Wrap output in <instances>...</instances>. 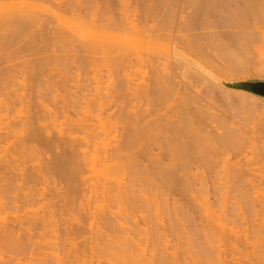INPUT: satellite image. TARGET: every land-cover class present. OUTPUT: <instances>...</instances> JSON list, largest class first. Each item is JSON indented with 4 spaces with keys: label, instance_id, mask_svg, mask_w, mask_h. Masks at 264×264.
Instances as JSON below:
<instances>
[{
    "label": "bare ground",
    "instance_id": "1",
    "mask_svg": "<svg viewBox=\"0 0 264 264\" xmlns=\"http://www.w3.org/2000/svg\"><path fill=\"white\" fill-rule=\"evenodd\" d=\"M2 1L3 0L0 1V45H2V47H3V44H5L6 46L7 44L8 45L12 44L11 45L12 47L14 46V44L17 45L19 43L17 41H20V40H17V38H19V35H20L19 33L22 31L26 32L27 29L28 30L31 29V27L34 25L36 26L35 28L33 27L34 30L32 31L29 30L31 32L29 31L27 32L31 34L30 37L33 38L35 42H38V43L45 42L44 45H47V46L48 45L56 46L55 44H58V46L60 45L59 48L62 49L61 51H63L64 53V57L61 61L62 66L69 69L72 63L73 65L76 63L75 65H76V68L78 67L77 68L78 70L80 69V71L84 70L86 72H88V70L92 71L95 74L96 83H97V86L93 94L91 93L81 94L80 92L81 95L79 96L78 100L75 99V96H72V93L68 90V88L60 92L62 93V95L60 94L61 98L63 97V95L64 97L62 99L61 98L59 99V100H62L61 101L62 106L61 105H60L61 107L59 106L61 110L60 109L59 110L60 111L63 110L62 112H60V115L62 116L63 114L62 117L66 119V123L65 122L64 123L67 124V128L66 126L65 127L61 126V125H65L62 121H61L62 123H60V121L58 122L57 118L59 117V112L58 113L56 112L58 115V117L56 118L53 117L51 113H48L51 115L53 119H56V122L58 123L57 124L55 120H52L49 122V124L50 125L53 124V126L58 125L57 132L58 134H60L58 135L59 136L58 139L60 142L58 141V139L55 138L56 136L53 138L56 139V141H58L61 144V146L63 145H66V146H64V148L63 147L60 148L61 146H58L60 149H62L60 151H63V152H61V154L59 152L58 153L59 155L56 154L57 156L53 155L54 158L53 159L52 157L50 158L52 159L50 160L51 162L47 158L48 163H49L48 165L42 163V161L44 160L41 156L42 152L41 151H39L40 153L37 152L38 149L34 147L35 144H38L40 145L41 148L43 147L45 148V150H48V151H52V149L54 148V144L51 145L50 144L51 142H49L52 139L49 140V136H45L46 131L49 130L48 128L50 126H48L47 128L48 130L45 129L47 127L45 122L47 121H45L46 119L42 120L43 118L40 113L41 111L40 108L38 109V111L40 110L39 111L41 115L40 117L38 116V113L35 114L36 113L35 112L32 114L29 113L28 117H26L24 121L20 119L21 123L19 122V119L16 121L17 123L19 122L22 125L19 130H15L16 126L19 123L17 124L16 122H13V120H10V117H8L9 115L6 116L5 113H2V111L3 110L5 111L7 107H5V109H2L4 107L0 108L1 109L0 110V121L6 122L4 124L5 125V129L3 130L4 132H1L2 130L0 127V143H3V142L6 143L4 146L1 145L0 147V190L7 194V196L6 194L4 196H3V193L1 194L2 197L4 198H0V208L5 209L6 207V209H11V210L13 209L12 211H14V208L16 207L15 210L18 211L19 209L15 205L16 203H18L17 202L18 200H19V203L17 205L19 206V208L22 207L23 209L25 207H27L25 209H28L30 206L33 207V205L37 204L40 199V198L37 199V194L40 188L38 190L34 189L35 188L34 186H36L37 184V183L35 184L34 182L39 180L43 176L42 173L47 171L48 173L55 174L56 175L55 178L57 179L58 177L59 179L57 180H60L65 185L63 187H66L65 192L63 191V192H60L59 194H56L58 195L60 200H63L64 198V201H65V202L63 201L64 206H63V202L61 203L63 206L61 210L63 209L62 211L64 212L68 211L71 205L73 206L72 211L75 212L76 210L75 213L70 211V213H73L75 215V216L73 215V217L70 216L71 220L74 221L75 223L74 224L70 223L69 222L70 220H69L68 221L69 225L67 226L66 224H64L65 226L62 225V228L64 227L63 230H61L63 231V234H64L63 239H62L63 244H64V239L66 238L65 239L66 246H63L64 250L66 249V251L65 252L64 250L62 251L65 254L59 255L60 253H62V251H60V253L54 252V250L55 251L58 250L60 246L63 245L61 244L59 246H55V245H58V243H56L55 241H54L55 243L50 242V245L53 246L52 252H50L51 250L47 252L46 249L49 248V242H47V239H46L47 246H45L44 251H42L43 250L42 245L44 244V242L42 243V245L40 244L41 242H39L40 246H42L41 248L38 245V243H37V247H30L32 248V250L34 248L32 252L31 251L28 252V254L31 253V259H33L31 260L33 261V263L31 262L30 263L31 264H95V263L101 264L102 262L103 263L105 262L106 264H154V263L156 264L165 263L166 264L167 257H170V259L172 260V261L170 260V262H172V264H182L183 263L182 260L184 261V259H181V258H184V257H180V255H178L179 252L177 254L176 249L178 248L179 245L178 246L175 245L176 244L175 239L178 238L177 236L181 237L182 235V232L180 233V235H178V233L180 232V230H178L180 229L179 228L180 226L177 225L176 223L179 221L175 220V216H178V213L176 211L177 206H179V205H175L176 202L178 203L177 201L178 199L176 200L175 196L180 193H184L185 191H187L188 193V190H190L189 188H191L193 183L195 186L198 183H200L199 185H203V181L200 180L198 182L199 179L197 178V175L194 174V172L191 173L190 159L188 155L195 156L196 158H198L199 160L198 162L201 161L206 166L212 165L211 163L215 161H216L215 163H218L219 162L217 161L218 158L215 159L216 156H214L216 155L214 153L215 150L218 148L220 144L225 146L224 143L227 144L233 138L231 140L232 143L230 141V147L232 144V148H234L235 151L239 150V152L241 153L240 151L242 150L241 147L243 146V144L245 145L246 143V146L247 144L250 145L251 146L250 149L252 150H255L256 148H258L257 151L255 152L259 155L257 156V158L260 159V158H263L264 156V149H260V148H263L262 146L264 144L263 145L259 144L261 145L260 147H256V148L254 147L255 149H253L252 142L254 140L252 137H251L252 139L250 138V142H251L250 144H249V140L246 139V137H245V140H248V143L246 141L245 143L243 142L242 144V142H238L239 139H237V137L241 138L240 141H243L244 138H242L243 135L242 136L239 135L240 133L237 134L238 132L234 136L228 135L229 133L228 134L226 133L228 136H230V138L226 135L224 136L218 135L219 138L217 139L206 137V135H204L203 129L195 125L196 123L194 121L195 117L193 120H191L190 118V115L194 111L193 110L194 108L193 109L191 108L192 112L191 114L189 112L190 115L188 114L189 115V118H188V116H186V113L188 112V110L186 108H182L181 104L180 106H174L173 108H175L176 110H174L173 113L171 114H169L166 111L162 112L158 109H152V107L149 106L152 101L160 102L164 97V93L165 95L169 96L168 97L169 101L171 99L170 97L171 95L167 94L168 89H166L167 92L163 91L164 90L163 88L165 87L167 88L166 86L167 84L163 85V82L167 80V78L169 79V72L166 71V70H169L168 68L169 66L166 65L165 62L166 61L169 62V64L172 65L173 68L177 70L179 69L182 70V67H183V61H182L183 59H180L181 56L179 57V52H183L181 51V48H180L181 45L179 46L174 42L175 40H177L178 42L183 39H182V36L179 37L181 34L179 35L173 34V28H171L173 24L171 21L172 19L174 20V17H175V15L173 14L176 13L175 8L183 9L181 11L183 13L181 14V12L177 11L176 16L178 15V13H180L181 15L183 14L184 15L181 17L180 15H178V19L177 17L175 19L177 20H180L183 18H187V19H185V21H183L184 20L183 19L182 22L179 21L181 23L179 22L176 23V21L174 20V23H176L177 25L178 24L180 25L183 22H185L181 26H178L180 28L183 25L188 28V25L197 26V25H203L202 23H204L205 25V26L203 25L204 29H206L205 27L210 25L209 28L210 29L214 28L215 31L213 32V29L212 31H210L208 30L209 28L207 27L208 33L211 34L212 32V35L207 34L206 33L207 31L202 32V30H200L202 32V35L206 33L208 36H210V39H211L212 38L211 36H213V33L215 32L218 33V36L228 34L227 37L229 36L230 38L227 39V41L229 40L230 43L235 44V45L237 44L236 45L237 48L236 46L233 47L235 51L234 52L232 51L231 53L235 56L239 55L238 57H235L234 60L236 59L240 60V58L241 60L240 61L236 60L237 62L235 61V63L234 61L233 62L231 61L234 64V66L232 64L227 63V65H223V67L221 68H218V66L215 68V66L213 67L210 64L211 67L213 68V69L210 68V70L216 75H218V74H222L223 71L225 70L236 69L238 67V64L242 66L248 62L246 46H249L250 43H252L254 39L253 34L255 32H253L254 30L253 31L246 30V25H247L246 18L249 16H251L252 18V16H255V15L256 17L254 18L260 17L259 15L261 14H257L259 13L258 11L259 9L258 7H256L257 5H259V0H64L63 2H60V3H59V0L58 1L56 0L55 3H58V4L53 5L52 3L50 5L51 7L50 15L51 16L45 22L43 20L44 24H41V25H38L39 24L38 22L39 20H41L40 19L41 17L38 18L37 16L38 12L35 11L37 12L35 14L33 12L34 9L33 11L27 9V8H30L27 5L20 6L16 4L14 0H4L3 2ZM5 1L7 3H5ZM29 2L31 1L28 0V3ZM31 3H33V1ZM35 3L36 2H34V4ZM262 3H263L262 7L264 9V0ZM56 9L59 11L56 12L55 11ZM189 9H191V11ZM186 10H188L189 12L188 11L186 12ZM64 11L65 12L67 11L68 13L69 12L72 13V14L70 13L69 14L73 16H77L76 18H78L79 16V20L76 21L77 23L76 24L67 23L66 20L71 21L75 18L73 17V19L70 20L69 18L64 16L65 14V13L63 14ZM91 11L92 12L94 11V12L92 13ZM59 12H61L62 14L61 13L59 14ZM86 13L87 15L88 13L91 15V16L89 15L90 20L88 19L89 17L86 15ZM229 13L233 15V17H236V18L238 17L237 19L235 18L236 23L230 24L228 22L229 21L228 17L230 16H227V15ZM85 15L87 16V18ZM39 16L41 15L39 14ZM65 17H66V20H64ZM262 17H264V15ZM258 18L257 20H259ZM212 19H216L217 21H214ZM209 20H212V21H209ZM250 20L248 21V25H249ZM261 21L263 20L260 18L259 22ZM223 22L226 24H229V25L223 24L221 26V27L223 26L229 27V30L226 33L224 31L219 32V30H216V27L218 28ZM213 23L215 27L213 26ZM254 24H258V23H254ZM173 25L175 26V24ZM176 28L174 29L175 32L177 31ZM186 30L187 29L185 27L184 29L182 27V32H185V33L187 31H190L191 29L189 27V30L187 31ZM201 32L199 33L201 34ZM217 33L215 34L217 35ZM191 34L193 35V32ZM206 34L204 36H206ZM215 34L213 38H215L216 36ZM184 36L185 38H187L188 37L187 33ZM238 36H239V39L241 37L243 39L241 38L240 41H238L239 40L237 39ZM192 37H194V35ZM7 39L9 40V42ZM218 39L221 40L220 36ZM15 40L17 44L15 43ZM29 40L31 42L33 41L32 39H29ZM161 40H165L164 42L165 43L167 42V43L162 44ZM193 40H196V39H193ZM184 41L188 42L186 44H188L187 47L190 46L189 51H191L190 49L192 48L191 47L192 44H190L191 42L188 41V38L187 40H184ZM198 41L196 42L197 44L193 43L196 48L200 47L199 49H196V50L201 51L200 49H202V51L200 52V53L203 52L202 56L204 54L206 55V53H209L207 51L210 50V46H208V50L207 49L204 50L206 45H201L202 43L201 42L199 44L201 46H199ZM205 41L207 42L206 39ZM216 42L217 41H215V43ZM217 43L219 44V42ZM217 43L213 45H217ZM238 44L240 46H238ZM207 45H209V42H207ZM31 47H34V45L32 46L31 44ZM55 50L58 51V49H55ZM236 50H238L239 52L237 51V53H235ZM16 51L18 53L19 51L18 46H14L13 49L11 50L12 56L14 54V57H15ZM187 51H185L184 53H186L188 56H191ZM0 53H2V51ZM68 53L72 55H69ZM198 53L199 52H196V54ZM209 55L211 54L209 53ZM9 56L11 58L10 54ZM9 56L4 57L5 61H4V58H2L0 62L6 63L8 61ZM42 59L44 60V57ZM201 61H202V58H201ZM2 63H0V65H2ZM52 63L49 62L48 64H52ZM142 65L149 66V68H151L150 73H152L151 78H149L150 74L147 75L148 77L144 78V79L149 78V80L147 82L145 81V83L143 81V77L147 73L144 76L143 75L140 76L142 77V80L138 78L140 80L139 82L137 80H134L135 78L133 79L130 73H128V71H131L133 68L139 67V66L141 67ZM43 66H45V63H43L42 68L40 66L39 68L44 69ZM16 69L17 68H14V67L12 69L11 67L0 69V89L1 90H3V88L5 87L6 89H8L9 87L13 88V86L14 87L16 86L15 82H17L16 80L18 79L16 77V74H17ZM194 69L195 68H192V70H187L186 73L194 72L196 75L198 74L200 78L207 83L206 85L207 88H209L210 90H213L212 92H214V90L219 91V94L222 95V98H224L225 101L231 97L241 96L240 94H238L237 90H233L230 88H223L219 86L218 84L213 83L211 80L208 79V77L202 75V73L199 70L198 71L200 73ZM103 70H105L108 73L107 74V77L109 78L108 81L113 77L112 80H110L112 83L109 81L110 83H108V85L110 84V86L107 85L108 87V88L106 87L107 89L101 86L103 83L101 81L102 80L101 72ZM39 72L41 73V71ZM8 83L10 84L7 85ZM16 89L17 88H13V90L10 89L11 92L12 91L13 92L12 94L11 92L10 94H7V96L11 95L9 99L11 98L19 99L16 97V96L20 97L19 95H16L17 94L16 91L18 90ZM172 89H173V86H172ZM174 90H173L174 93L177 92L176 89ZM176 94L180 95V89L177 93L174 94V96ZM2 95L3 97L5 96L3 93ZM7 96L5 98H8ZM5 98L3 99L5 100ZM13 99H11L10 101L8 100L10 102V106H11V103H13L11 102ZM20 99L18 101H22V99L21 100ZM180 100L181 99L179 98V102H181ZM8 101H5V102L8 103ZM172 102L175 103V101H172ZM172 102H169L171 103L170 105L173 104ZM176 102H178V100ZM42 104L43 103H40V105ZM42 106L45 107L46 105L43 104ZM176 107L178 108L181 107V108L178 109ZM183 107H185V105ZM200 107H204V105L202 104V106ZM69 110L72 113L68 112ZM75 112L80 114V116H78V118H74L76 116L73 115L74 116L73 118L75 119L74 120V119H71V116L69 117L68 115L75 114ZM56 113H54V116H57ZM210 113H214V112L211 111ZM210 113H207V115H209ZM44 114H47V113L44 112ZM182 114H184V116ZM261 114L262 113H260V115ZM263 114H264V111H263ZM262 115H261V118L264 120V115L263 116ZM198 116L200 115L198 114ZM48 119L49 118L47 117V120ZM210 119L214 122H215V119H218V121H220L219 117H215V119L213 120V117L210 116ZM230 126H232V124ZM218 129L222 130L219 126H218ZM215 131H218V130H215ZM226 131L227 130L225 129L224 132ZM218 133L221 134L222 132L219 131ZM11 137H13L14 140L8 143L7 141ZM46 137H48L49 141L46 139ZM235 139H237V143L236 142L233 143ZM260 143H262V141ZM67 146H68V150H67ZM69 146H71V148ZM250 146H247V147H250ZM247 147L246 149L243 147L245 150L243 149L244 151L242 150V152L245 153V151L247 152L252 151L248 149ZM57 149L58 148H56V150ZM225 149L228 150L229 148H225ZM45 150L43 153L48 155L49 153L45 152ZM230 150L231 149H229V151ZM259 150L261 151L263 150V151L261 152ZM235 151L233 154H231L230 152L229 153L231 155H234L236 153ZM220 152L218 151V153ZM239 152L237 151L238 154ZM196 153H199V154H196ZM243 154L241 153V155ZM249 154L250 155L248 156L250 157L245 156V158H243V161L245 159V163L244 162L241 163L242 161L240 162V160H238L240 157L236 160L233 159V161H231V159H229L231 158V155L229 157L227 156L228 154L226 155V152H225V154L220 155L221 158L225 160L221 162L222 163L221 165H218L219 163L217 164L220 167L222 166L223 169L220 170L222 168L221 167L218 170L217 169L218 167L216 166L217 170L216 171L213 170L214 172L218 174L220 173L219 174L220 176L221 174L223 175V172H224L223 170L224 169L226 170L227 174L231 177V185L232 184L234 185V186L232 185L233 187L231 185L230 186L232 187V189L235 187L236 190H238V192L241 194V198L242 197L244 198L243 200L241 199L242 202L245 200L244 205H243L244 208L242 209L238 207L239 210L240 209L242 210L234 211V209H232L234 212L230 211L231 209L230 210L228 209V212L225 210L227 209L226 206H228V204L231 205L229 201H231L230 199H232V197L230 196H228L230 197V199L228 198L229 201H227L228 204H225L227 203L225 202L226 198H220L221 194L218 197L220 198V200L221 199L224 200L222 202H225L224 203L225 206H223L224 205L223 203L218 204V206L221 205L219 207L222 211H220V209L218 210L219 207L215 205L216 200L213 201V203L210 200L211 204L210 202L209 204L213 206L212 208L210 207V205L205 206L206 203L209 201V200L207 201L208 197L207 198L205 197L206 198L205 199L202 196H198L202 198H197V200L199 199V201L201 199L200 202L198 201L199 204L197 205H200L199 207H201V204H202V207L204 208V210L202 209L203 210L202 211L201 210L202 207H201L200 212L203 213L202 217H204V220L206 221V223L204 224L205 230L203 228L204 232H206L205 233L206 235L203 234L204 236L203 238L205 239L203 240L206 242V243L204 242L206 244L205 245L206 248L204 245L200 243L203 246L201 247V250L203 248V250L206 251L208 248H210L208 249V251H211L210 252L211 254L207 251L206 252L204 251L202 252L204 256L201 253H200L201 254L200 256L204 257V259H206L207 262H209L208 264H211V261L213 262L212 264H264V216H262L263 214H261L262 211L256 210L258 208L264 209L263 207L264 199L262 195L264 193H262L261 195H259V197H257L256 190L253 189L254 186L253 187L251 186L253 185V183L256 186L257 184L258 186L260 185L262 186L263 183L260 184L259 178H261V180L264 181L263 179L264 175L262 177L261 174L257 172V174L260 175V176L257 175L258 180H259V181L257 180V183H255V180H253L255 179L253 178L254 176L252 177V179L250 178L251 181L250 179L248 180V178L246 180V177L250 176L249 174H246V173L254 169L253 167L250 170L249 168L251 167H248V166H254L253 164L257 163L253 159L254 162L249 160L253 162L252 165L247 164L248 158H252L255 155L254 153H252L254 154L252 155L251 152ZM222 155H224L225 158H223ZM259 159H257L258 162H259ZM201 166L204 168L202 164ZM212 166L215 167V164H213ZM212 166H211V169L213 168ZM261 169L258 168V170H260L259 171L260 173L262 172ZM122 173H125L126 176H124V174ZM252 173L256 174L255 171L254 172L252 171ZM40 174L42 176H40ZM37 177H40V178L37 179ZM202 177H203V174H202ZM221 178H223L224 180L225 177H221ZM191 180L193 181L195 180V181L193 182ZM247 184H250V185H247ZM38 185H39V182H38ZM145 186H146V189H145ZM193 186L191 188L193 190H190V191L192 193L191 195L195 196L196 194H193V193L198 186L196 187L194 186L195 188ZM248 186L252 187V189L255 190L254 195L251 194L252 189L250 191L249 189H246V188H249ZM221 187L223 186L220 185L219 189H221ZM225 187L228 189L227 185H225L223 187L224 190H226ZM255 188H259V187H255ZM52 190L53 189H50V191ZM197 190L198 188L196 189L195 192H199ZM229 190H231V188ZM229 190H227V192ZM190 191H189V195H190ZM221 191L218 190L217 193ZM232 191H234V189ZM44 192L46 191H43V193ZM200 192L204 193L203 188L201 189ZM248 192H250L253 198H250V196L249 197L247 196L249 194ZM218 195L219 194H217V196ZM5 196H6V201H4ZM44 197H42L41 195V200H40L41 202H43L42 198L45 199ZM196 197L197 195L193 199H196ZM254 197H256L257 199ZM7 199L9 200V202H12V201H16V202L10 203L9 204L10 206H8L7 203L9 202ZM202 199L205 202L206 201L207 202L205 203L204 201H202ZM60 200H58L59 203L56 202L58 203L56 204V206L60 204ZM78 200L79 202H77ZM217 200L219 201V199ZM47 201L42 204L47 203L46 205H48L49 201L48 202ZM236 201L232 199V202H236ZM41 202H40V206H37L39 203L36 205L37 207H39L38 209L42 207ZM65 203H67L66 205H69V208L67 207L66 209ZM12 204L14 205V208H10L13 206ZM51 204H49L51 205L50 208L48 207L49 209L46 208L45 211L43 210V213L41 215H39V213L37 212V210H35L34 207L33 208L30 207L31 209L35 210L33 212L35 216L32 215L33 217H30V216L25 217L24 215H20V213L17 214V211H15L16 213L11 212L13 215L9 214L12 216V218L10 217L11 219L9 218L10 219L9 221L6 219H0V248H3V249L6 248L5 251H7V249L13 250V247H15L14 246L15 243L18 241L17 239H20L22 236L19 234L20 233L19 231L23 232V234L24 232H26V234L27 235L29 234V236H26L24 234L26 237L24 239V236H23L22 239H24V242L25 241L26 242L23 244L20 242L21 245L16 246V248H14V251L12 252H15V253L17 252L18 254V252L20 253L21 250L24 249V247H28L29 244H31L32 246V244H34L35 242L32 241L33 243H31V239H33L34 236L30 233L35 232L33 230L36 227H37L36 229H38V226L41 228V230L46 229L44 231L47 232L48 230H50V228H52V224L55 223V221L54 223L53 221L51 222V219H53L52 217L56 216L57 208L54 206L55 205L54 203H51ZM213 204L215 205V208ZM237 204L234 206H238ZM21 205H23L24 207ZM43 206L45 207V205ZM231 206H233V204ZM113 207H115L114 210H113ZM139 208H143L146 214L142 216V214L140 215L139 213L138 215H140V218L146 223L152 222L153 224V225L151 224L150 229H149L150 236L148 238L147 237L145 238L146 241L148 240V242L144 241L143 239H139V237H137L136 235L137 231L136 229H134V226H136V223L135 222L133 223L130 221L133 218H135L136 216L135 213L138 211ZM152 208H154L153 210H154V213L156 212V214L159 213L156 211V209L159 211L161 209L166 214L167 216L166 224L165 222H161L160 219L158 221V217H157L158 214L154 216L155 214L153 215ZM210 208H212L213 210ZM228 208L230 207L228 206ZM3 209H2V212L0 211L1 213H5ZM257 212H259L260 214L257 215L256 214ZM151 213L153 216L151 215ZM161 213L162 212H160L159 215ZM164 213L161 216L165 217ZM60 215L62 216L61 213H59V216ZM76 215L78 217H76ZM173 215H174V218H173ZM161 216L159 217L161 218ZM259 216H262V218H260ZM63 217L64 219L66 218L65 215L62 216V218ZM85 217H88L89 219H93V222L94 223L96 222L97 227L94 229L95 230L94 232H90V234L92 233L91 235H94L93 240H90L87 237L88 239L86 240H89V241L87 242L85 240L86 242H84V244L88 243L89 245L87 244L84 246L83 244V247H81L82 248L81 249L78 247L79 241H78V244H76V240L82 238L81 236L80 238H78L79 235L83 236L84 231L81 234V231H80L81 229L79 228H82L83 230L84 229L83 227L86 226V224L83 223V220H86ZM129 221L133 224H130ZM68 222L66 223L68 224ZM163 223L165 224L164 226H163ZM48 227L50 228L48 229ZM92 229L93 227L90 229V231H93ZM165 230L166 232L169 230L170 232L172 231V233L174 232V234L176 233V235H173L177 237V238L174 237L175 241L174 240L172 241L171 239L167 238ZM56 231H59V230H56ZM43 235H41L42 240L44 239ZM149 240L151 241L152 248L148 244ZM144 242H146L148 245ZM34 246L36 245L34 244ZM51 246H50V249H52ZM148 246L151 249L150 248L148 249ZM149 250L153 252L150 251L151 252L150 253ZM212 255H215V256L212 257ZM189 257H191V255H189ZM3 258L0 257V262L2 264H11L10 261L13 260V259H10L8 263V262H5ZM211 258H213V260H210ZM194 260L191 261V264H193ZM200 260L199 261L196 260L194 264L195 263L197 264V261L200 262ZM206 260L204 261L206 262ZM207 262L205 264H207ZM19 263H21V261ZM185 263L188 264L187 262Z\"/></svg>",
    "mask_w": 264,
    "mask_h": 264
},
{
    "label": "rangeland",
    "instance_id": "2",
    "mask_svg": "<svg viewBox=\"0 0 264 264\" xmlns=\"http://www.w3.org/2000/svg\"><path fill=\"white\" fill-rule=\"evenodd\" d=\"M1 1V0H0ZM4 1V0H3ZM2 1V2H3ZM29 1H33V3H31V2H29V3H31V4H29L28 3V0L26 1V0H14V2L16 3V4H18V5H20V6H29L30 8H27V9H29V10H32L33 11V9H34V13L36 14L37 12V16H38V18H40L41 20H39V24L38 25H41V24H44L43 23V20H44V22L47 20V19H49V17L51 16L50 15V12H51V10H50V5L53 3V5H55V4H58V3H55V1L56 0H29ZM40 1V2H39ZM45 1V2H44ZM50 1H52V2H50ZM58 1V0H57ZM64 0H59V3L60 2H63ZM2 2H1V4H2ZM34 2H36L35 4H34ZM41 2H43V3H41ZM49 2V3H48ZM262 2H263V0H262ZM261 2V0H259V5H257L256 7H258V11H259V13H257V14H261V15H259L260 17L258 18L259 20H260V18L263 20V21H261V22H259V20H257V18H254V17H256V15L255 16H252V18H251V16H249V17H247L246 19H247V25H248V21L250 20V18H251V20H250V22H249V25H251V26H249L248 25V27H247V25H246V30H250V31H253V32H255L253 35H254V39H253V41H252V43H250V45L249 46H246V50H247V58H248V62L247 63H245V65H239L238 64V67L236 68V69H234V70H231V69H229V70H225V71H223V73L222 74H218V75H216L215 73H213L211 70H210V68H212L211 67V65L214 67L215 66V68L218 66V68H221V67H223V65H227V63L228 64H232L233 66H234V64L232 63L233 61H234V63H235V61L237 60H239V59H236V60H234L235 59V57H238V56H235V55H233L231 52L233 51H235L234 50V48L233 47H235L236 45L235 44H232V43H230L229 42V40L227 41V39H229L230 37L228 36L227 37V35L228 34H226V35H219L220 36V38H221V40L220 39H218L219 38V36H218V33L217 32H215V33H217V35L215 34V33H213V36H211L212 38L210 39V36H208L207 34H209L208 33V30H210V31H212V29H213V32L215 31V29L214 28H212V29H210L209 28V26H207L209 29L207 30V27H205L206 29H204V27H203V25H204V23H202L203 25H197V26H195V25H188V28L186 27V26H182L183 27V29H184V27L187 29V30H189V27H190V31H187L186 33H187V38H188V41L189 42H191L190 44H192V48H190L191 49V51H189V47H187V45L188 44H186V43H188L187 41L185 42L184 40H187V38H185V32H182V27L180 28V27H178V26H181L183 23H185V22H183L182 24H176V23H178L179 21H181L182 22V20L183 21H185V19H187V18H183V19H180V17L181 16H183V15H181L183 12H181L183 9H176L175 8V10H176V13L175 14H173V15H175V17H174V20L176 21V23H174V20L172 19V23L173 24H175V26L172 24V23H170V24H172V26H171V28H173V34L175 35H179V34H181L179 37H181L182 36V39L183 40H181V41H178L177 42V40H175L174 42L177 44V45H181L180 46V48H181V51H183V52H179V57L181 56V58L180 59H183L182 61H183V67H182V70H177V69H175V68H173V66L172 65H170L169 64V62H165L166 63V65H168L169 67V70H166L167 72H169V79L167 78V80H165L164 82H163V85H166L167 86V88L165 87V86H163V87H165V88H163L164 90L163 91H166V89H168V92H167V94H169V95H171L170 97H171V99H170V101H169V96H167V95H165V93H164V97H163V99L160 101V102H151V104L149 105V106H151L152 107V109H158V110H160V111H162V112H168L169 114H171V113H173V111L174 110H176L175 108H173L174 106H180V104H181V106H182V108H186L187 110H188V112L186 113V116H188V118H189V115L191 114V112H192V110H191V108L194 110L193 112H192V116L190 115V118H191V120H193L194 119V117H195V119H194V121L196 122H194L195 123V125H197L198 127H200V128H202L203 129V132H204V135H206V137H210V138H219L218 137V135H221V136H224V135H226V136H228V135H231V136H234L237 132V134H239V135H243L242 136V138H244L243 139V141H240L241 140V138H239V137H237V139H239V141L238 142H242V144H243V142L245 143L246 141H247V143H248V140H249V144L251 143L250 142V138L252 137L253 138V140H251V141H253L252 142V144H253V149H255L256 147H260L261 145H263L264 143V139H262V138H264V128H263V126H264V123H263V119L261 118V115L263 114V111H264V99H262L261 97H259V96H257V95H254V94H252V93H248V92H245V91H242V90H238V89H233V88H230V89H233V90H237L238 91V94H240L241 96L240 97H238V96H235V97H231V98H228L226 101H225V99L224 98H222V95L221 94H219V91H216V90H214V92H212L213 90H210L209 88H207V83L204 81V80H202L201 78H200V76L197 74H195L194 72L192 73V72H188V73H186V71L187 70H192V68H195L194 70H196V71H200L201 73H202V75H204V76H206V77H208L206 74H205V70L206 71H209V72H211L212 74H214V75H216L219 79H221V81H230V82H233V81H241V80H251V79H264V17H262L263 15H264V9H263V7H262V5H263V3ZM5 3H7L6 1H5ZM32 4H34V5H32ZM47 4V5H46ZM52 5V6H53ZM40 6H42V7H40ZM180 6H182V5H180ZM179 6V7H180ZM54 8V7H53ZM56 8V7H55ZM54 10V9H53ZM190 11H191V9H189ZM31 11V12H32ZM35 11H37V12H35ZM40 11V12H39ZM56 12H58L59 10H55ZM54 11V12H55ZM95 11V10H94ZM93 11V12H94ZM97 11V10H96ZM99 11V10H98ZM101 11H102V9H101ZM177 11L178 12H181V14L180 13H178V15H180V17H179V19L180 20H177L178 19V15L176 16V14H177ZM188 10H186V12H187ZM67 12V11H66ZM65 11L63 12V14H64V16H66L67 18H69L70 20L71 19H73V17L75 18V19H73V20H71V21H68V20H66V17H65V19L64 20H66V22L67 23H71V24H76L77 22L76 21H78L79 20V16H78V18H76L77 16H73V15H70V14H72V13H66ZM92 12V11H91ZM90 12V13H91ZM92 12V13H93ZM189 12V11H188ZM261 12V13H260ZM61 12H59V14H60ZM185 13V12H184ZM263 13V14H262ZM39 14L41 15V16H39ZM62 14V13H61ZM133 14V13H132ZM256 14V13H255ZM86 15H87V13H86ZM85 15V16H86ZM90 14L88 13V19L90 20V16H89ZM87 16H86V18H87ZM227 16H230V17H228V22L231 24V23H236V21H235V18L236 17H233V15H231L230 13L227 15ZM72 17V18H71ZM177 17V19H175ZM173 18V17H172ZM238 18V17H237ZM236 18V19H237ZM212 20H214V21H217L216 19H212ZM212 20H209V21H212ZM254 22H253V21ZM181 22H179V23H181ZM206 22V21H205ZM252 22V23H251ZM212 23V22H211ZM251 23V24H250ZM254 23H258V24H254ZM167 24H168V22H167ZM187 24H189V23H187ZM207 24V23H206ZM219 24V23H218ZM217 24V25H218ZM223 24H226V23H222L218 28L216 27V30H219V32L220 31H224L225 33L226 32H228V30H229V27H225V26H223V27H221ZM254 24V25H253ZM177 25V26H176ZM226 25H229V24H226ZM253 25V26H252ZM174 26V27H173ZM205 26V25H204ZM213 26H214V23H213ZM36 27V26H32L31 27V29H29V30H34V28ZM176 27H178V28H176ZM215 27V26H214ZM251 27V28H250ZM176 28V32L174 31V29ZM28 29H27V31H29ZM172 30V29H171ZM179 30V31H178ZM199 30V31H198ZM200 30H202V32L204 31V32H206L205 34H206V36H204V35H202V32L200 31ZM26 31V32H27ZM31 31H29V32H31ZM181 31V32H180ZM26 32H20L18 35H19V38H17V40H20V41H17V42H19L18 44H17V42H16V40H15V43L17 44V45H15L14 44V46H18V48H19V51H18V53H17V51H16V54H15V57H14V54H13V56H12V52H11V50L13 49V47L11 46V45H8L7 44V46L5 45V44H3V47H2V45H0V52L2 51V53H0V60L2 59V58H4V57H7V56H9V54L11 55V58H10V56H9V58L11 59H9L8 58V61L5 63H2V62H0V63H2V65H0V69H2V68H9V67H11V69L14 67V68H17L16 69V71H17V74H16V77L19 79H17L16 81L17 82H19V83H17V82H15V85L17 86H13V88H17L16 90V92H17V94L16 95H19L20 97H18V96H16L17 98H21L22 99V101H18L19 99H16V98H11V99H13L11 102H13V103H11V106H10V100L11 99H9V97H11V95L9 96H7V94H10V92H11V90L10 89H12L13 90V88L12 87H7L8 89H6V87L5 88H3V90H1L0 91V108H2V107H4V108H2V109H5V107H7L6 109H5V111L3 110L2 111V113H5L6 114V116L7 115H9L8 117H10V120H13V122H16L18 119H19V122L21 121L20 119H22L23 121L25 120V118L26 117H28V115H29V113H35V114H37L38 113V116L40 117L41 115H42V120H45V121H47V122H45L46 123V130H48V131H46V134H45V136H49V140H51V141H49L48 140V137H46V139L49 141V142H51L50 144L52 145V144H54V150L52 149V151H48V150H45V148H43L44 150H45V152H47V153H49L48 155L47 154H45V153H43L44 152V150L40 147V145H38V144H35L34 145V147L36 148V149H38V151L37 152H39V151H41L42 152V158L44 159L43 161H42V163L43 164H46V165H48L49 163H48V159H49V161L50 160H52L53 158H54V156L53 155H55V156H57V155H59L58 153L60 152V154H61V152H63V151H60V150H62V149H60V148H64V146H66V145H63V146H61V144L59 143L60 141H59V136L58 135H60V134H58V129H57V122H56V119H53L52 117H51V115L53 116V117H58V115H57V113L59 112V117L57 118V120H58V122L60 121V123H66V119L65 118H63L62 116H63V114H62V116L60 115V112H62V111H60L61 110V101L62 100H59L60 98H61V95H62V93H60L61 91H64V89H66V88H68V90L72 93V96H75V99H79V96L81 95V94H93L94 93V91H95V88H96V86H97V83H96V77H95V74L92 72V71H90V70H88V72H86V71H80V69L78 70L77 68H76V63L73 65V63L71 64V67L68 69V68H65L64 66H62V64H61V61H62V59H63V57H64V53H63V51H61L62 49H60L59 47H60V45L58 46V44H55L56 46H54V45H44V43L45 42H40V43H38V42H35L34 41V39L33 38H31L30 37V33H26ZM193 32V35H194V37H192L193 35L191 34ZM199 32H201V34L199 33ZM4 33H6V32H4ZM190 33V34H189ZM29 34V35H28ZM214 34L216 35L215 36V38H213L214 37ZM23 37H22V36ZM191 35V36H190ZM209 35H212V32H211V34H209ZM29 38H28V37ZM202 36H204V37H206V38H204V37H202ZM232 36V35H231ZM240 36V35H239ZM239 36H238V38L237 39H239ZM242 36V35H241ZM184 37V38H183ZM208 37V38H207ZM218 37V38H217ZM227 37V38H226ZM234 37H235V35H234ZM243 37V36H242ZM241 37V38H242ZM192 38V39H191ZM203 38V39H202ZM240 38V39H241ZM244 38V37H243ZM242 38V39H243ZM10 39V38H9ZM29 39H32L33 41L31 42ZM191 41H190V40ZM193 39H196V40H193ZM205 39L207 40V42H209V45H207V42L205 41ZM233 39H235V38H233ZM240 39L238 40V41H240ZM8 40V39H7ZM180 40V39H179ZM199 40V41H198ZM232 40V39H231ZM162 42V44L164 43V44H166L164 41L165 40H161ZM193 41V42H192ZM198 41V45L201 43V45H206L205 46V48H204V50H208V46H210V50L212 51H210V50H208L207 52H209L211 55H209V53H206L204 50V52L206 53V55L204 56H202V53H200L201 51H202V49H200L201 51H198V50H196V49H199L200 47H198V45H197V47L198 48H196L195 47V45L194 44H197L196 42ZM212 41V42H211ZM215 41H217V42H219V44L217 43V45H213V44H216L215 43ZM223 41V42H222ZM233 41V40H232ZM235 41V40H234ZM237 41V40H236ZM243 41V40H242ZM8 42H9V40H8ZM12 42V41H11ZM31 42V43H30ZM205 42H206V44H205ZM222 42V43H221ZM28 43V44H27ZM34 43V44H33ZM178 43H180V44H178ZM194 43V44H193ZM223 43H227L226 44V46H225V44H223ZM31 44H32V46L34 45V47H31ZM37 46H36V45ZM189 44V45H190ZM213 45V46H211V45ZM223 44V45H222ZM240 44V43H239ZM238 44V46H240ZM5 45V46H4ZM28 45V46H27ZM194 45V46H193ZM201 45H199V46H201ZM11 46V47H10ZM44 46H46V47H44ZM50 46V47H49ZM212 47H213V49H212ZM6 48V49H5ZM16 48V47H15ZM41 48H43V49H40ZM203 48V47H202ZM229 48V49H228ZM232 48V49H231ZM236 48H237V46H236ZM8 49V50H7ZM55 49H58V51L57 50H55ZM4 50H5V52H4ZM51 50V51H50ZM54 50V51H53ZM188 50V51H187ZM199 52L198 54H196V52ZM10 51V52H9ZM59 51H61V52H59ZM185 51H187L191 56H193V57H191V56H188L186 53H184ZM237 51L238 50H236V52L235 53H237ZM8 52H9V54H8ZM58 52V53H57ZM239 52V51H238ZM6 53V54H5ZM55 53V54H54ZM195 53V54H194ZM214 53V54H213ZM5 56H4V55ZM66 54V53H65ZM69 54V53H68ZM208 54V55H207ZM234 56V58H233V56ZM2 55V56H1ZM52 55V56H51ZM69 55H72V54H69ZM184 55V56H183ZM200 55V56H199ZM53 57V58H51V57ZM224 56H226V57H224ZM44 57V60L42 59ZM183 57V58H182ZM205 57V58H204ZM228 57V58H227ZM50 58V59H49ZM193 58V59H192ZM201 58H202V61H201ZM48 59V60H47ZM195 59V60H194ZM231 59H233V60H231ZM43 60V61H42ZM47 60V61H46ZM54 60V61H53ZM240 60H241V58H240ZM239 60V61H240ZM4 61H5V58H4ZM53 63H52V62ZM212 61V62H211ZM232 61V62H231ZM236 61V62H237ZM46 62H50V63H52V64H48V63H46ZM199 62V63H198ZM200 62H201V64H200ZM43 63H45V66H43V68L44 69H40L39 68V66L42 68V65H43ZM57 63V64H56ZM168 63V64H167ZM36 64V65H35ZM40 64V65H39ZM211 64V65H210ZM9 65V66H8ZM48 65H50V66H48ZM6 66V67H5ZM144 65H142L141 67L139 66V67H135V68H133L131 71H128V73H130V75H131V77H133V79L134 80H137L138 82L140 81V80H142V77H140L141 75H145L146 73V75L143 77V81H144V83H145V81L147 82L148 80H149V78H151V74L152 73H150L151 71V68H149V66H144ZM205 68H204V67ZM213 69V68H212ZM39 71H41V73L39 72ZM153 71V70H152ZM198 71V72H199ZM143 72H144V74H143ZM149 72V73H148ZM179 72V73H178ZM199 72V73H200ZM141 73V74H140ZM41 74V75H40ZM107 72L105 71V70H103L102 72H101V75H102V87L104 88H106L107 87V85H108V83H110L111 81L110 80H112V78L108 81V77H107ZM150 74V75H149ZM42 75H44V76H42ZM147 75H149L150 77L148 78V79H144V78H146V77H148ZM42 76V77H41ZM183 76V77H182ZM186 76V77H185ZM32 78V79H31ZM137 78V79H136ZM138 78H140V80L138 79ZM208 79L209 80H211L209 77H208ZM34 80V81H33ZM171 80V81H170ZM31 81V82H30ZM47 81V82H46ZM136 81V82H137ZM212 81V80H211ZM56 84H55V83ZM142 82V81H141ZM165 82H167V83H165ZM213 82V81H212ZM17 83V84H16ZM34 83V84H33ZM112 83V82H111ZM213 83H215V82H213ZM10 83H8L7 85H9ZM26 84V85H25ZM36 84V85H35ZM215 84H218L219 86H221V84L220 83H215ZM18 85H20V86H18ZM35 85V86H34ZM52 85H53V87H52ZM193 85V86H192ZM11 86V85H10ZM21 86H22V88H21ZM25 86H26V88H25ZM60 88H59V87ZM108 86H110V84L108 85ZM172 86H173V89H172ZM182 86V87H181ZM195 86V87H194ZM31 87V88H30ZM221 87H223V86H221ZM108 88V87H107ZM106 88V89H107ZM223 88H228V87H223ZM20 89H21V91H20ZM24 89V90H23ZM63 89V90H62ZM174 89H176L177 90V92L179 91V89H180V95H179V97H178V95L176 94L175 96L178 98H176L175 96H174V94L175 93H177V92H175L174 93ZM99 90V89H98ZM174 90V91H173ZM182 90V91H181ZM6 91V92H5ZM9 93H8V92ZM19 91V92H18ZM5 95L4 97H3V95H2V93ZM13 92V91H12ZM12 92H11V94H12ZM80 92H81V94H80ZM23 93V94H22ZM64 93V92H63ZM171 93V94H170ZM172 93H173V95H172ZM194 93H196V94H194ZM214 93V94H213ZM61 94V95H60ZM182 94V95H181ZM199 94V95H198ZM8 97V98H5V97ZM175 98V100H174V98ZM199 96V97H198ZM63 97H64V95H63ZM62 97V98H63ZM3 98H5V100L3 99ZM61 98V99H62ZM168 98V99H167ZM179 98L181 99L180 101L183 103H181V102H179ZM199 98V99H198ZM16 99V100H15ZM20 99V100H21ZM30 99V100H29ZM173 99V100H172ZM204 99V100H203ZM9 100V101H8ZM33 100V101H32ZM60 102H59V101ZM175 101V103L174 102H172V101ZM178 100V102H179V104H178V102H176ZM199 100H200V102H199ZM5 101H8V103L7 102H5ZM14 101H15V103H14ZM28 101V102H27ZM172 102L173 104L172 105H170L171 103H169V102ZM205 101V102H204ZM17 102V103H16ZM34 102V103H33ZM43 103L44 105H46L45 107H43L42 105H40V103ZM208 102V103H207ZM29 103H31V104H29ZM60 103V104H59ZM153 103V104H152ZM199 103V104H198ZM204 105V107H200V106H202V104ZM7 104V105H6ZM29 104V105H28ZM39 104V105H38ZM59 104V105H58ZM176 104H178V105H176ZM6 105V106H5ZM61 105V106H60ZM185 105V107H183ZM186 105H187V107L188 108H190V109H188L187 107H186ZM9 106V107H8ZM60 106V107H59ZM207 108H206V107ZM36 107V108H35ZM40 108V113H41V115H40V113H39V111H38V109ZM46 108V109H45ZM66 108V107H65ZM176 108H178V107H176ZM181 108V107H180ZM180 108H178V109H180ZM206 108V109H205ZM209 108V109H208ZM50 111H49V110ZM60 109V110H59ZM203 109V110H202ZM1 110V109H0ZM44 110V111H43ZM49 112H48V111ZM70 110H72V109H70ZM70 110L68 111V112H70ZM172 110V111H171ZM189 110H191V111H189ZM206 110V111H205ZM197 113H196V112ZM201 111V112H200ZM214 112V113H210V112ZM44 112L45 113H47V114H44ZM53 112V113H52ZM57 112V113H56ZM189 112H190V114H189ZM48 113H51V115L50 114H48ZM54 113H56V115L57 116H54ZM70 113H72V112H70ZM77 112H75V114H70V115H68L69 117L71 116V119H74V118H78V116H80V114H76ZM197 115H196V114ZM207 113H210L209 115H207ZM260 113H262L261 115H260ZM189 114V115H188ZM198 114L200 115V116H198ZM212 114V115H211ZM258 114V115H257ZM3 115V114H2ZM46 115V116H45ZM48 115V116H47ZM50 115V116H49ZM76 116V117H74V116ZM183 116H184V114H182ZM264 115V114H263ZM262 115V116H263ZM181 116V115H180ZM207 116H209V117H207ZM210 116L211 117H213V120L215 119V117H219L220 118V121H218V119H215V122L214 121H212L211 119H210ZM215 116V117H214ZM226 116V117H225ZM47 117L49 118L48 120H47ZM52 119H51V118ZM65 117V116H64ZM74 117V118H73ZM228 117V118H227ZM24 118V119H23ZM197 118V119H196ZM229 119V120H227V119ZM257 118V119H256ZM260 119V121H259V119ZM210 119V120H209ZM52 120H55V122L57 123L56 125L57 126H53V124H49V122L50 121H52ZM75 120V119H74ZM261 120H262V122H261ZM62 121V122H61ZM68 121V120H67ZM212 123H211V122ZM228 121V122H227ZM229 121H231V122H229ZM1 122V121H0ZM18 122V123H19ZM41 122H43V121H41ZM69 122H70V120H69ZM219 122V123H218ZM221 122V123H220ZM261 122V123H260ZM6 122L4 121H2L1 123H0V127H1V132H4L3 130L5 129V124ZM17 123V122H16ZM17 123V124H18ZM21 123V122H20ZM18 124L17 126H16V129L15 130H19L20 128H21V124ZM23 123V122H22ZM49 125H48V124ZM53 123H54V121H53ZM64 123V124H65ZM68 123V122H67ZM197 123H199V124H197ZM219 125H218V124ZM227 123V124H226ZM229 123V124H228ZM263 123V124H262ZM43 124V123H42ZM41 124V125H42ZM214 124V125H213ZM232 124V126H230ZM261 124H262V126H261ZM44 125V124H43ZM199 125H201V126H199ZM217 127H216V126ZM234 125V126H233ZM255 125V126H254ZM45 126V125H44ZM48 126H50L49 128H48ZM60 126V125H59ZM61 126H63V127H65L66 126V128H67V124H65V125H61ZM214 126V127H213ZM218 126L222 129V130H219L218 129ZM226 126V127H225ZM230 126V127H229ZM236 126V127H235ZM235 127V128H234ZM243 127V128H242ZM48 128V129H47ZM214 128V129H213ZM217 128V129H216ZM230 128V129H229ZM233 128V129H232ZM250 128H252V129H250ZM225 129L227 130L226 132H224L225 131ZM241 129V130H240ZM51 130V131H50ZM55 130V131H54ZM215 130H218V131H215ZM224 130V131H223ZM238 130V131H237ZM244 130V131H243ZM202 131V130H201ZM200 131V132H201ZM222 132L221 134L220 133H218V132ZM241 131V132H240ZM248 131V132H247ZM49 134H48V133ZM53 132V133H52ZM225 134H224V133ZM244 132V133H243ZM254 132V133H253ZM257 134H256V133ZM218 133V134H217ZM228 135H227V134ZM249 133H251V134H249ZM246 134H247V136L249 137H247L246 136ZM262 134V135H261ZM203 135V134H202ZM52 136V137H51ZM56 136V137H55ZM215 136V137H214ZM220 136V137H221ZM237 136V135H236ZM240 136V137H241ZM53 137H55L56 139H58V141H56V139H54ZM229 138H230V136H228ZM245 137H246V139H248V140H245ZM232 138V137H231ZM234 138H236V137H234ZM251 138V139H252ZM257 140H256V139ZM259 138V139H258ZM110 139V138H109ZM233 139V138H232ZM231 139V140H232ZM237 139H235V141H233V143H237ZM14 140V138L13 137H11L7 142L9 143V142H11V141H13ZM54 140V141H53ZM230 140V141H231ZM57 143H56V142ZM108 141V140H107ZM110 141V140H109ZM229 141V140H228ZM230 141L226 144V143H224L225 144V146L224 145H219L218 146V148L215 150V154L216 155H214V156H216V158L215 159H217L218 158V160L217 161H219L218 163H215V162H213V163H211L212 165L213 164H215V167H213L212 165H205V164H203L201 161V163L200 162H198L199 160H198V158H196L195 156H190V155H188V157H189V159H190V166H191V173H193L194 172V174H196L197 175V178L199 179L198 180V182L200 181V180H202L203 181V185H199L200 183H198V184H196V186H198L197 188H198V190L197 191H199V192H195L196 191V189H195V191H194V193L193 194H196L197 195V197H196V199H193L195 196H192L191 194V191L190 190H193V189H191L192 188V186L194 185V183H193V185L191 186V188H189L190 190H188V193H187V191H185L184 193H180V194H178V195H176L175 196V199L178 201V203L176 202L175 203V205H179V206H177V213H178V216H175V220L177 221H179V222H176L177 223V225H179L180 227V229H178V230H180V232L178 233V235H180V233L182 232V235H181V237H179V236H173V235H176V233L174 234V232L172 233V231L170 232L169 230L166 232V230H165V232H166V235H167V238H169V239H171L172 241L174 240V237L175 238H177V239H175L176 240V246H178V250L176 249V252H177V254H178V252H179V254L178 255H180V257H184V258H181V259H184V261L182 260V264H186L185 262H187L188 264H191V261L192 260H194V262H196V260H200V262H198L197 261V264H200L202 261L203 262H205L204 260H206V259H204V257H202V256H200L201 254L203 255V253L202 252H204L205 250H203V248H202V250H201V247H203L202 245H206L205 243V239L203 238L204 236H203V234L204 235H206L205 233L206 232H204V230H205V228H204V224L206 223V221L204 220V217H202V214L203 213H201L200 212V208L202 207V204H201V207H199L200 205H197V204H199V202L201 201V199H200V201H199V199L197 200V198H202V197H208L207 198V203L202 199V201H204L205 203H206V205L205 206H207V205H210L211 204V202H210V200L212 201V203H213V201H215L214 203H215V205H217L218 206V204H221V203H225V202H227V201H229V199H230V197H232V199L233 200H237L236 202H232V199H230L231 201H229V203H231V205L233 204V206L234 205H236L237 203V205L238 206H231L230 204H228V202L227 203H225V204H228V206L230 207V208H228V206H226L227 207V209H225L227 212H228V209L230 210V211H232V212H234V211H237V210H239V208H244L243 207V205H244V201L242 202V200L244 199L243 197L241 198V194L238 192V190H236V188L234 187L233 189H234V191H232L233 189H232V187L234 186L233 184V186L231 185V177L227 174V172H226V170L224 169L222 172H223V175L221 174V176L218 174V173H216V172H214L213 170H219L221 167L220 166H218V165H221L222 163L221 162H223V160H225V159H222L221 158V154H225V152H226V155L227 156H229L230 157V155L231 154H233L234 153V151H235V149L234 148H232V144H231V147H230ZM256 141H258V142H256ZM262 141V143H260ZM55 142V143H54ZM60 145H59V144ZM231 143H232V141H231ZM258 143V144H257ZM6 143H0V147H1V145H5ZM251 144V145H252ZM259 144H261V145H259ZM57 145V146H56ZM255 145V146H254ZM258 145V146H257ZM56 146V147H55ZM58 146H61L60 148L58 147ZM222 146H223V148L225 147V148H229V149H231L230 151H229V149L227 150V149H223L222 148ZM247 146H250V145H248L247 144ZM246 143H245V145L243 144V146L241 147V149L243 150L244 148L246 149ZM70 148H71V146H69ZM244 147V148H243ZM255 147V148H254ZM263 148H260V149H264V145L262 146ZM3 148V147H2ZM56 148H58L57 150H56ZM69 148V149H70ZM220 148V149H219ZM248 149H250L251 148V146L250 147H247ZM66 149V148H65ZM244 149V150H245ZM257 149L258 148H256L255 150H252V149H250V150H252V151H250L251 152V154L252 153H254V154H252V155H254L252 158H248V162H247V164H253V162L255 161V162H257V163H255V164H253L254 166H248L247 164V166L248 167H251V168H249L250 170L254 167V169L253 170H251L250 172H251V174H250V172H248V173H246V174H249L250 176H248V177H246V180H247V178H248V180L251 178L252 179V177L253 178H255V179H253V180H255V183H257V180H258V176H260L259 174H261V176L263 177V175H264V163H263V161H264V156H263V158H257V156H259L255 151H257ZM64 150V149H63ZM67 150H68V146H67ZM232 150H234V151H232ZM237 150V149H236ZM242 150H240L241 151V153L243 154L244 152H242ZM243 150V151H244ZM218 151L220 152V153H218ZM225 151V152H224ZM231 153H229V152ZM232 151V152H231ZM238 152H239V150H237ZM237 151H235L236 153H237ZM259 151H261V150H259ZM263 151V150H262ZM261 151V152H262ZM52 152V153H51ZM57 152V153H56ZM196 152H197V150H196ZM200 152V151H199ZM228 152V153H227ZM249 151L247 152V151H245V153L244 154H246V155H241V153L239 152V154L237 153H235L234 155H231V158H229V159H231V161H233V159L234 160H236V159H238L239 157V159L238 160H240V162L241 163H245V159H244V161H243V158H245V156H248V155H250L249 153H250ZM40 153V152H39ZM57 154V155H56ZM196 154H199V153H196ZM218 154V155H217ZM260 154V153H259ZM33 155V154H32ZM225 155V156H226ZM240 155V156H239ZM261 155V154H260ZM45 156H47V157H45ZM223 156V158H225L224 157V155H222ZM52 157V159H50ZM242 157V158H241ZM248 157H250V156H248ZM255 157H256V159H255ZM261 157V156H260ZM48 158V159H47ZM219 158H220V160H219ZM247 159V158H246ZM253 159H254V161H253ZM257 159H259V162H258V160ZM263 159V160H262ZM249 160H251V161H253V162H251V161H249ZM196 161V162H195ZM51 162V161H50ZM196 164V165H195ZM200 164V165H199ZM201 164L204 166V168L201 166ZM218 164V165H217ZM202 167V168H200V167ZM210 166V167H209ZM211 166L213 167V168H215V169H211ZM216 166L218 167L217 169H216ZM207 167V168H206ZM255 167H256V169H257V171H256V169H255ZM263 167V168H262ZM194 168V169H193ZM209 168V169H208ZM258 168H262L261 170H262V172L260 173L259 171L260 170H258ZM223 169V167L220 169V170H222ZM30 170H32V169H30ZM252 171L254 172H256V174L255 173H252ZM218 172V171H217ZM220 172V171H219ZM257 172L259 173V174H257ZM203 174V177H202V174ZM122 174H124V176H126V174L125 173H122ZM254 174V175H253ZM43 175V176H42ZM42 175L40 174V176H42L41 178L40 177H37V179L38 178H40L39 180H37L38 182H39V185H38V182L36 181V182H34L35 184H36V186H34L35 188L34 189H39V191H38V194H37V199L38 198H40L39 199V201H38V205L37 204H35V205H33V207L35 208V210H37V212L39 213V215H41L42 213H43V210L45 211V209L47 208V209H49L50 208V206L52 205L51 203H54L55 205V207L57 208V211H56V216H54V217H52L53 219H51V222L53 221V223H54V221H55V223L54 224H52V228H50V227H48V229L50 228V230H48L47 232L46 231H44V230H46V229H44V230H41V228L38 226V229H34L33 231H35V232H31L30 234H32L33 236V239H31V243H33V242H35L34 244L36 245V246H34V244H32V246H31V244H29V248L28 247H24V249H22L21 250V252L19 253L18 252V254H17V252L15 253V252H12V251H14V248H16V246H19V245H21L20 244V242L23 244V243H25L24 242V239H25V237L26 236H29V234L27 235L26 234V232H24V234L26 235H24L23 234V232H21V231H19L18 233L20 234V235H22L21 236V240L20 239H17L16 241V243H17V245H16V243H15V247H13V250H10V249H7V251H5V249L6 248H0L1 250H0V257H4L3 259H4V261L5 262H8L9 263V261H10V259H13L12 261H10V263L11 264H31V263H33V261H31V260H33V259H31V253H29L28 254V252H32L33 250H34V248H33V250H32V248H30V247H37V243H38V245L40 246V244L42 245V243L44 242V244L42 245V246H40V248L42 247L43 248V250L42 251H44V248H45V246H47V242H49V248L48 249H46L47 250V252L49 251V250H51L50 252H52V250H53V246H51L50 245V242H56V243H58V245H55V246H59V245H61V244H63L62 242V239H63V231H61V230H63V228H62V225L63 226H65L64 224H66V226L67 225H69V222L70 223H75L74 221H72L71 220V218H70V216H72L73 217V213H75L76 212V210H75V212L74 211H72L73 210V206L71 205L70 206V208H69V205H66L67 203H65V205H66V209H67V207L70 209H68V211H62L61 210V208H63V206H64V198H63V200H60V198L58 197V195H56V194H59L60 192H65V188L66 187H63V186H65L60 180H57V179H59L58 177H57V179L55 178L56 177V175L55 174H53V173H48L47 171L46 172H44V173H42ZM45 175V176H44ZM252 175V176H251ZM258 175V176H257ZM121 176V175H120ZM123 176V175H122ZM247 176V175H246ZM55 179H53V178ZM221 177H225L224 178V180H223V178H221ZM257 178V179H256ZM44 179V180H43ZM192 179V178H191ZM251 179H250V181H251ZM263 179H264V177H263ZM41 180H43V181H41ZM57 180V181H56ZM253 180H252V182H253ZM259 180H260V184H262V186L260 187V186H258V184H257V186L253 183V185H251L252 187H253V189H255L256 190V194H257V197H259V195H261L262 193H264V181L263 180H261V178H259ZM258 180V181H259ZM53 181V182H52ZM59 181H60V183H62V184H60L59 183ZM191 181H193V180H191ZM195 181V180H194ZM193 181V182H194ZM228 183H227V182ZM230 181V182H229ZM46 182H47V184H46ZM252 182H251V184H252ZM44 183V184H43ZM222 183H224L225 185H227V187H228V189L225 187V189L226 190H224V184H222ZM227 183V184H226ZM259 183V182H258ZM34 184V185H35ZM54 184V185H53ZM38 185V186H37ZM45 185V186H44ZM47 185V186H46ZM55 185H57V186H55ZM58 185H60V186H58ZM220 185L221 186H223V187H221V189H219V187H220ZM232 187H231V186ZM247 185H250V184H247ZM246 185V186H247ZM50 186H52V187H50ZM195 186V185H194ZM193 186V187H194ZM195 186V187H196ZM229 186H230V188H231V190H229L230 188H229ZM49 187H50V189H53L52 191H53V193H55V194H53L52 193V191H50V189H49ZM57 187V188H56ZM194 187V188H195ZM200 187H201V189L203 188V192L204 193H202V192H200L201 191V189H200ZM249 187V186H248ZM252 187H249V188H246V189H249V191L252 189ZM255 187H259V188H255ZM42 188H44V189H42ZM61 188V189H60ZM63 188V189H62ZM46 189V190H45ZM54 189H56V190H54ZM145 189H146V186H145ZM150 189V188H149ZM252 189V195H254L255 193V190H253ZM221 191V190H223V191H221V192H218L217 193V191ZM227 190H229L228 192H227ZM1 191V190H0ZM42 191V192H41ZM43 191H46V192H44L43 193ZM189 191H190V195H189ZM216 191V192H215ZM232 191V192H231ZM236 191V192H235ZM227 194H226V193ZM3 193V196L6 194V193H4V192H2L1 191V193H0V198H4V197H2V194ZM40 193V194H39ZM44 195H43V194ZM208 193V194H207ZM215 193H216V195H215ZM228 193H230V194H228ZM233 193V194H232ZM249 193V194H248ZM247 194V196L249 197L250 196V198H253L252 197V195L250 194V192H248ZM65 194V193H64ZM201 194V195H200ZM217 194H219L218 196H217ZM220 194H221V196H220ZM226 194V195H225ZM240 194V195H239ZM41 195H42V197H44L45 199H43L42 198V200H43V202H41L40 200H41ZM46 195H47V197H46ZM62 195V194H61ZM203 195H205V196H203ZM263 195V199H264V194H262ZM6 196H7V194H6ZM6 196H5V200L4 201H6ZM40 196V197H39ZM60 196V195H59ZM198 196H202V197H198ZM220 196V198H226L225 199V202H222V201H224L223 199H221L220 200V198H218ZM226 196V197H225ZM228 196H230V197H228ZM238 196V197H237ZM246 196V197H247ZM59 199H58V198ZM61 197V196H60ZM192 197V198H191ZM235 197V198H234ZM245 197V198H246ZM261 197V196H260ZM47 198V199H46ZM50 198V199H49ZM205 198V199H206ZM210 198H212V199H214V200H212V199H210ZM229 198V199H228ZM254 198H256V197H254ZM52 199H53V201H52ZM55 199H56V201H55ZM217 199H219V201L217 200ZM242 199V200H241ZM257 199V198H256ZM259 199V198H258ZM262 199V198H261ZM8 200V199H7ZM50 202H48V201ZM58 200H60V204L59 205H61V206H59V205H57L56 206V204H58L59 202H58ZM197 200V201H196ZM48 202V205L49 204H51V205H46L47 203H45V204H42V203H44V202ZM64 201V202H63ZM199 201V202H198ZM8 202H9V200H8ZM13 202H16V201H12V202H9V203H7L8 204V206H10L9 204L10 203H13ZM18 203H19V200L17 201ZM40 202H41V204H42V207H40V209H38L39 207H37V206H40ZM56 202H58V203H56ZM63 202V206H62V203ZM77 202H79V200L77 201ZM76 202V203H77ZM80 202H82V201H80ZM159 202H161V201H159ZM172 202V201H171ZM170 202V203H171ZM209 202H210V204H209ZM18 203H16L15 205L17 206V208L19 209L18 211L17 210H15V208H14V205L12 206V207H10V208H14V211H12L11 209H6V207H5V209H3L4 211H5V213H1L2 212V209L0 210L1 212H0V219H6V220H10L11 218H12V216L11 215H13L12 213H16L15 211H17V214L18 213H20V215H24L25 217H28V216H30V217H33V216H35L34 214H33V212L35 211V210H33V209H31V208H33L32 206H28L29 208V210L28 209H25V208H27V207H25L24 209L22 208V207H20L19 208V206L17 205ZM203 203V202H202ZM236 203V204H235ZM20 204H21V202H20ZM78 204V203H77ZM156 204H157V202H156ZM172 204V203H171ZM225 204L223 205V206H225ZM240 204V205H239ZM37 205V206H36ZM43 205H45V207L43 206ZM160 205V204H159ZM195 205V206H194ZM214 205V204H213ZM215 205H214V208H215ZM21 206H23V205H21ZM47 206V207H46ZM53 206V205H52ZM155 206V205H154ZM216 206V207H217ZM219 206H221V205H219ZM218 206V207H219ZM222 206V207H223ZM24 207V206H23ZM36 207H37V209H36ZM49 207V208H48ZM210 207H212L213 208V206L212 205H210ZM233 207V208H232ZM235 207H237V208H235ZM239 207V208H238ZM259 207V206H258ZM264 207V206H263ZM58 208H59V210H58ZM114 208L115 207H113V210H114ZM120 208V207H119ZM199 208V209H198ZM212 208H210V209H212ZM224 208V207H223ZM21 209H22V211H21ZM154 208H152V213H153V215L154 216H156L157 214V217H158V221H159V219H160V221L161 222H165V224H166V220H167V216H166V214L160 209V211L159 210H157L156 208V211L157 212H162L160 215H159V213H157L156 214V212L154 213V210H153ZM204 210V208L202 207L201 208V210ZM220 209V207L218 208V210ZM232 209H234V211L232 210ZM242 209H240V210H242ZM254 209H256V208H254ZM32 212H31V211ZM40 210V211H39ZM42 210V211H41ZM65 210V209H64ZM116 210V209H115ZM202 210V211H203ZM213 210V209H212ZM225 210H223V211H225ZM239 210V211H240ZM256 210H258V211H262V213L261 214H263L262 216H264V209H260V208H258V209H256ZM3 211V212H4ZM21 211V212H20ZM47 211V210H46ZM61 211V212H60ZM70 211H72L73 213H70ZM140 211V212H139ZM215 211V210H214ZM220 211H222L221 209H220ZM219 211V212H220ZM238 211V212H239ZM12 212V213H11ZM26 212V213H25ZM27 212H28V214H27ZM138 212V213H137ZM135 214H136V216H135V218H133L132 220H130L131 222H135L136 223V226H134V229H136V235H137V237H139V239H143L144 241H146V237L148 238L149 236H150V233H149V229H150V226H151V224H152V222L150 223H146L145 221H143L141 218H140V215L142 214V216L143 215H146L145 214V212H144V210H143V208H139L138 209V211H137ZM143 212V213H142ZM231 212V213H232ZM23 213V214H22ZM59 213H61L62 214V216H64L65 215V219H64V217L62 218V216L60 215L59 216ZM63 213H64V215H63ZM68 213V214H67ZM71 215H70V214ZM140 213V215H138ZM152 213H151V215H152ZM163 213H164V215H165V217L164 216H161V215H163ZM236 213V212H235ZM9 214H11V215H9ZM257 215H259L260 213L259 212H257L256 213ZM15 215V214H14ZM27 215V216H26ZM33 215V216H32ZM69 215V216H68ZM152 215V216H153ZM177 215V214H176ZM188 215V216H187ZM67 216H68V218H67ZM75 216V215H74ZM141 216V217H142ZM159 216H161V218H163V219H161ZM204 216V215H203ZM262 216H259L260 218H262ZM11 217V218H10ZM59 217V218H58ZM76 217H78L77 215H76ZM75 217V218H76ZM10 218V219H9ZM56 220H55V219ZM58 218V219H57ZM165 218V219H164ZM173 218H174V215H173ZM84 219V218H83ZM85 219L86 220H83V223L84 224H86V226L85 227H83L84 229L82 230V228H79V229H81L80 231H81V234H82V232H83V236L82 235H79V237L78 238H80V236L82 237V238H80V239H77L76 240V244H78V241H79V245H78V247L79 248H81V247H83V244H84V242H88L89 240H86V239H90V240H93V236L94 235H91L90 234V232H94L95 230V228L97 227V224H96V222L94 223L93 222V219H89L88 217H85ZM180 219V220H179ZM65 220V221H64ZM67 220V221H66ZM70 220V221H69ZM74 220V219H73ZM188 220V221H187ZM190 220V221H189ZM58 221V222H57ZM69 221V222H68ZM76 221V220H75ZM129 221V222H130ZM181 221V222H180ZM63 222V223H62ZM66 222H68V224L66 223ZM86 222V223H85ZM93 222V223H92ZM130 222V224H133V223H131ZM92 223V224H91ZM179 223V224H178ZM159 224H160V222H159ZM164 223H163V226L165 225ZM57 225V226H56ZM153 225V224H152ZM162 225V224H161ZM160 225V226H161ZM59 226V227H58ZM87 227H89V228H87ZM93 227V231H90V229ZM130 227H131V225H130ZM136 227V228H135ZM40 228V229H39ZM53 228H54V230H53ZM56 228H58V229H56ZM60 228V229H59ZM203 228H204V230H203ZM85 229H86V231H85ZM37 230H39V231H37ZM51 230H53V231H51ZM56 230H59V231H56ZM146 230V231H145ZM37 232V233H36ZM34 233V234H33ZM53 233V234H52ZM37 234V235H36ZM43 235V238L45 239H43L42 240V237H41V235ZM48 234H50V235H48ZM171 234V235H170ZM19 235V236H20ZM62 235V236H61ZM23 236H24V239H22L23 238ZM48 236V237H47ZM50 236H51V238H50ZM56 236V237H55ZM90 236H91V238H90ZM169 236V237H168ZM31 237V238H32ZM88 237V238H87ZM64 238H65V236H64ZM85 238V239H84ZM206 238V237H205ZM46 239H47V242H46ZM66 239V238H65ZM65 239H64V244L62 245V246H60V248L58 249V250H54V252H57V253H60V251H62V250H64V248H63V246H66L65 245ZM204 239V240H203ZM20 240V241H19ZM84 240V241H83ZM86 240V241H85ZM174 240V241H175ZM203 240V241H202ZM33 241V242H32ZM69 241V240H68ZM39 242H41L40 244H39ZM46 242V243H45ZM54 242V243H55ZM82 242V243H81ZM90 242H92V241H90ZM146 242H148V240L146 241ZM146 242H144V243H146ZM178 242V243H177ZM205 242V243H204ZM173 243V242H172ZM202 245H201V244ZM204 243V244H203ZM82 244V245H81ZM88 243H86V244H84V246L85 245H87ZM147 244V243H146ZM149 246L151 247V241L149 240ZM147 244V245H148ZM68 245V244H67ZM81 245V246H80ZM89 245V244H88ZM50 246H51V248L52 249H50ZM54 246V247H55ZM148 246V249L150 248ZM62 247V248H61ZM67 247H69V246H67ZM17 248H19V247H17ZM66 248V247H65ZM152 248V247H151ZM150 248V249H151ZM205 248H206V246H205ZM204 248V249H205ZM208 248V247H207ZM31 249V250H30ZM38 249V248H37ZM70 249V248H69ZM82 249V248H81ZM208 249H210V248H208ZM208 249L206 250L207 252H211V251H208ZM45 250V251H46ZM68 250V249H67ZM153 250V249H152ZM23 251V252H22ZM66 251V249L64 250V252ZM151 250H149V252H150ZM154 251V250H153ZM153 251H151V252H153ZM205 251V252H206ZM63 251H62V253H60L59 255H61V254H65ZM150 252V253H151ZM201 253V254H200ZM208 253V254H209ZM149 254V253H148ZM211 254V253H210ZM209 254V255H210ZM29 255V256H28ZM189 255H191V257H189ZM196 255V256H195ZM204 256V255H203ZM215 255H212V257H214ZM11 257V258H10ZM204 259H202V258ZM8 260V261H7ZM170 257H167V259H166V264H172V262H170ZM210 260H213V258H211ZM21 261V263H19ZM172 261V260H171ZM31 262V263H30ZM94 262H96V261H94ZM102 262V261H101ZM194 262H193V264H194ZM202 262V263H203ZM206 262H207V260H206ZM205 262V263H206ZM201 263V264H202ZM205 263H203V264H205ZM209 262H207V264H208ZM213 262L211 261V264H212ZM0 264H2L1 262H0ZM96 264V263H95ZM101 264H106L105 262L103 263H101ZM154 264H156V263H154ZM165 264V263H164ZM196 264V263H195Z\"/></svg>",
    "mask_w": 264,
    "mask_h": 264
},
{
    "label": "water",
    "instance_id": "3",
    "mask_svg": "<svg viewBox=\"0 0 264 264\" xmlns=\"http://www.w3.org/2000/svg\"><path fill=\"white\" fill-rule=\"evenodd\" d=\"M205 74L215 83H220L223 87L242 90L248 93H252L264 99V79H251L241 81H221L216 75L209 71H204Z\"/></svg>",
    "mask_w": 264,
    "mask_h": 264
}]
</instances>
